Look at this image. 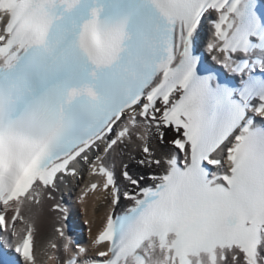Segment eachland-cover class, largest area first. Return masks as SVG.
Wrapping results in <instances>:
<instances>
[{"label": "snow or ice", "instance_id": "6c2138e0", "mask_svg": "<svg viewBox=\"0 0 264 264\" xmlns=\"http://www.w3.org/2000/svg\"><path fill=\"white\" fill-rule=\"evenodd\" d=\"M0 264H264V0H0Z\"/></svg>", "mask_w": 264, "mask_h": 264}, {"label": "bare ground", "instance_id": "6f19581e", "mask_svg": "<svg viewBox=\"0 0 264 264\" xmlns=\"http://www.w3.org/2000/svg\"><path fill=\"white\" fill-rule=\"evenodd\" d=\"M77 188V182L76 181H73L71 186L69 188H66L62 194L66 195V193L70 194L71 192L75 191ZM69 198V197H68ZM91 201H89V204L86 206L89 207ZM38 212H37V218H36V223L38 226L41 227V224H40V215L43 214V215H48L49 212H45V213H42L40 212L41 208L40 207H36ZM70 209L71 211L73 212V217L78 219L79 217L81 218L83 216L84 220L85 219H91V216H90V213L88 211H85V213H81V212H78V210H76V208H74L72 205L70 206ZM101 215H103V212L101 213Z\"/></svg>", "mask_w": 264, "mask_h": 264}, {"label": "rangeland", "instance_id": "374dc122", "mask_svg": "<svg viewBox=\"0 0 264 264\" xmlns=\"http://www.w3.org/2000/svg\"><path fill=\"white\" fill-rule=\"evenodd\" d=\"M70 186H71V185H70ZM62 196H64V194H62ZM76 196H77V190L71 192L70 194L66 193V195H65L66 200H67L68 203L71 204L73 207H74V203H76ZM68 197H69V198H68ZM40 207H42L41 210H40V212H42V213L49 212V209L52 207V202H51V201H46V200H45V202L43 203V205L40 206ZM77 220H78L79 224H82V223L84 222V218H83V217L80 218V219H77ZM36 225H37V223H36ZM37 227H38V229H39V231H40V230H41V227L38 226V225H37Z\"/></svg>", "mask_w": 264, "mask_h": 264}]
</instances>
